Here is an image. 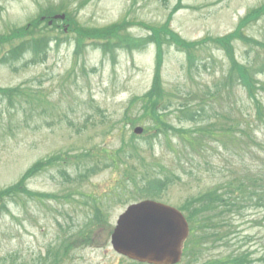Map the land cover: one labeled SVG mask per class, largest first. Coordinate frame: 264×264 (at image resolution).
<instances>
[{"label":"rangeland","instance_id":"obj_1","mask_svg":"<svg viewBox=\"0 0 264 264\" xmlns=\"http://www.w3.org/2000/svg\"><path fill=\"white\" fill-rule=\"evenodd\" d=\"M260 3L264 0H0V35L36 19L41 8L46 10L50 9L49 5L59 4L67 7L65 12L89 31H102L117 21L129 19L126 29H131L133 37L132 49L114 47L104 53L88 46L77 59L74 43L68 38L59 48L50 49L47 60L31 63L26 55L12 65L0 64V87H21L25 93L22 99L0 98V188L15 183L37 160L73 159L72 164L56 161L51 168L28 181V191L55 194L58 200L46 199L40 203L25 197L21 202H9L8 212L0 215V264H35L40 253L53 245L58 235L68 234L82 223L86 196L105 195L120 178L116 169L104 168L103 163L89 157L88 151L102 144L110 150L118 149L133 133V127L126 125L143 113L141 104L130 106L129 102L145 95L152 87L155 47L148 43L147 29L169 20L174 32L188 42L222 37L231 33L239 19ZM246 35L264 41V18L249 26ZM232 45L242 65L264 63V54L254 47L240 42ZM2 49L0 57L10 46ZM162 49L163 101L169 105L165 114L170 123L187 129L215 124L221 121L224 111L232 108L235 114V107H248L249 102L240 87L235 86L233 90L221 87L228 61L219 49L210 45L196 48L190 69L184 53L167 45ZM257 78L264 83V74H258ZM216 89L222 92L219 102L206 98ZM203 97L206 100H202ZM260 97L264 103V93ZM185 103L190 106L187 110H173ZM183 112L187 117L181 116ZM150 125L149 120L137 123L142 128ZM146 136L142 134L133 139L139 149V156H134L135 161L131 162L136 182L126 184L125 188L143 185L139 174L144 167H137L135 162L154 161L148 158L151 156L149 146L143 142ZM207 139L208 146H200L202 151L188 158L183 181L167 186L163 201L180 207L187 198L217 182L220 174H216L215 169L223 164H237L235 155L220 149L217 139ZM175 140L172 138V143L177 145ZM153 144V156L162 158L165 165L170 164L172 154L164 152L161 144ZM261 158L264 159L257 152L248 155L245 165L253 170ZM92 166H96L95 172L86 178ZM126 202L127 199L116 198L105 204L112 223ZM233 219L232 226L236 227L233 231L240 235L237 241L250 236L245 248L257 251L263 231L255 223L264 225V213L245 210ZM103 236L105 238L104 231ZM235 237L231 236L229 247H218L221 243H217L201 262L235 249ZM108 246L109 243L103 248L76 249L68 263L126 264ZM180 264L199 263L189 258Z\"/></svg>","mask_w":264,"mask_h":264},{"label":"trees","instance_id":"obj_2","mask_svg":"<svg viewBox=\"0 0 264 264\" xmlns=\"http://www.w3.org/2000/svg\"><path fill=\"white\" fill-rule=\"evenodd\" d=\"M65 12L63 5L55 6L50 9H40L38 17L31 21L29 25L21 28H14L6 35H0V52L6 45L10 49L3 53L0 57V64L7 65L17 62L24 56L30 57L31 63L47 60V56L52 47L59 48L65 40L72 38L75 44L74 55L77 57L84 48L88 40H93L94 46L99 47L104 53L111 52L112 48L132 49L133 38L126 32V21H119L110 25L102 31H89L87 28L80 26L75 22L70 14H67L68 31L64 33L60 21H53L48 26V21L52 16ZM45 17V22H41L40 18ZM264 18V3L249 9L242 17L231 34L222 37H207L197 42L186 41L179 37L176 32L169 28V20L161 26H152L147 30L150 32L148 43L156 46L155 64L151 89L142 97L134 98L131 105L136 102L142 103L143 118L152 119V131H156V137L163 136L166 139L167 146L172 149L169 140L170 136L177 134L178 147L174 150V166H160V175L163 174L165 180H161L163 186L167 187L168 181L170 185L180 182L182 174H186V164L192 153L202 151L208 142L207 138H215L220 145V149H226L232 153V156L238 159L237 164L223 165L220 168V178L217 183L210 189L198 197L191 198L183 206L186 212L187 223L190 225V236L186 241L184 248V258L192 259L194 263L199 264H264V252L258 255L257 252L252 253L249 249H245L246 241L249 237L237 241L239 235L235 238V249L226 251L215 257H207L201 262L215 244L220 243L229 247L231 241L230 236L235 235L230 230H226L232 226L228 218L239 215L243 210H256L264 212V159L253 167L251 170L245 165L247 156L259 153L264 158V103L261 94L264 93V83L260 81L258 74H264V63L254 66L255 63L241 64L235 55L234 44L240 42L241 45L253 46L259 49L260 54H264V41L258 40L252 35H246V29L256 24ZM42 26V28H41ZM67 34V35H65ZM69 34V35H68ZM63 37V38H62ZM252 37V38H251ZM164 45L175 48L177 51L185 54L186 62L189 69L193 65L196 58L195 50L202 46H213L219 49L228 61V69L222 81V88L233 90L235 86L242 89L245 98L249 102L248 107H235L236 112L231 108L227 112L224 111L221 121L213 124L199 125L190 129L176 128L173 124L164 120L162 110H167L168 102H164L162 69L164 63ZM214 93H208L206 98L214 99L219 102L222 97L221 90L216 89ZM24 90L21 87L1 88L0 98L24 97ZM203 97L202 100H206ZM241 99H238L240 103ZM236 100L233 104L236 105ZM242 102V101H241ZM190 106L181 104L177 111L187 110ZM234 107V106H232ZM248 109L251 112H248ZM243 110L245 113H243ZM182 114H186L183 112ZM206 139V140H204ZM204 142V143H203ZM203 143V146L201 145ZM208 146V145H206ZM97 148L98 155L106 159H112L107 151ZM192 150V151H189ZM256 151V152H255ZM114 155V154H112ZM56 160L54 157L49 160H37L21 175L18 181L11 186L0 189V215L6 214L7 205L12 201H21L23 197L29 196L36 202H42L43 198H53V195H45L28 191L26 183L37 177L44 171V167H52ZM64 164L65 159L61 160ZM250 162V161H249ZM71 164V161L68 162ZM251 163V162H250ZM251 165H255L254 162ZM200 166V163H198ZM257 169V170H256ZM166 172V176H165ZM170 177H167V175ZM154 181V180H153ZM156 197L155 194H152ZM244 202H254L247 207H240L238 204ZM94 212V208H92ZM101 217L96 211L90 220L83 221L79 229H75L71 233L63 236L54 247L52 257L49 256L50 250L47 249L40 256L35 264H65L68 254L78 248H87L96 246V231L102 226ZM105 220L103 218V226ZM264 229V226L263 228ZM264 241V234L260 239ZM264 246V244L262 245ZM214 258V259H212ZM201 262V263H200Z\"/></svg>","mask_w":264,"mask_h":264},{"label":"water","instance_id":"obj_3","mask_svg":"<svg viewBox=\"0 0 264 264\" xmlns=\"http://www.w3.org/2000/svg\"><path fill=\"white\" fill-rule=\"evenodd\" d=\"M140 133V129L135 130ZM173 207L143 201L129 206L119 215L111 237L118 254L148 264H176L188 225Z\"/></svg>","mask_w":264,"mask_h":264}]
</instances>
